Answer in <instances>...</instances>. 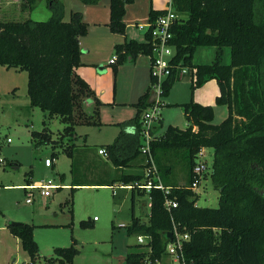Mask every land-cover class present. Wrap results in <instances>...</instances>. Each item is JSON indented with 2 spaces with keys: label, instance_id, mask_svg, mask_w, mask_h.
<instances>
[{
  "label": "trees",
  "instance_id": "1",
  "mask_svg": "<svg viewBox=\"0 0 264 264\" xmlns=\"http://www.w3.org/2000/svg\"><path fill=\"white\" fill-rule=\"evenodd\" d=\"M85 4L99 0H79ZM132 0H109V22L112 31L124 33L123 15L126 3ZM264 3V0H262ZM35 0H20V8L28 11ZM54 10L49 19L31 17L0 18V64L27 71V93L30 103L58 115L65 123L58 138L45 130H32L40 141L63 144V139L75 136L76 124L99 125V100L94 99L88 110L85 101L92 91L76 71L81 63L79 38L87 30L80 10L63 19L60 0H47ZM173 8L186 16L171 26L170 42L175 47L173 61L191 66L192 87L214 78L219 86L215 102L227 107L226 116L219 122L211 121L213 107L194 100L182 103L187 125L181 128L168 124L163 134L150 143L159 176L170 187L168 196L177 204L167 209L161 188L149 190L132 187L147 193L150 199L148 223L133 212L127 225L129 233L147 236V241L136 244L125 256L126 264L148 261L157 263L167 254V242L174 238V227L188 233L182 240V256L178 262L163 264H264V13L256 16L255 0H172ZM164 11L150 8L149 21ZM17 12V10H16ZM230 47L231 60L221 63L219 50L210 63L193 64L192 54L198 45ZM150 32L143 40L129 38L116 43L119 60L127 54H151ZM177 74L173 69L163 81V92ZM152 77V76H151ZM146 90L136 102V115L122 123L134 126L137 151L140 144L141 112L151 103ZM124 125V124H123ZM124 131H119L112 142L105 144L108 157L116 165L127 163L134 154L124 156L115 151ZM75 142L62 146V151L73 156ZM211 147L213 158L210 178L219 189L218 206L196 204L197 193L191 187L192 168L197 151ZM58 152L54 149L52 157ZM172 157L182 159L185 183L179 184L169 176ZM145 166V164H144ZM31 169L26 173L29 174ZM144 178L141 173H122L124 184ZM73 189V186H71ZM66 202H71L66 199ZM71 211L72 208L70 207ZM81 225H92L86 219ZM10 231L21 240L33 264L41 255L33 238V224L7 223ZM171 231V237L167 232ZM75 239L69 245L55 246L54 255L44 257L41 264H72L77 253Z\"/></svg>",
  "mask_w": 264,
  "mask_h": 264
},
{
  "label": "rangeland",
  "instance_id": "2",
  "mask_svg": "<svg viewBox=\"0 0 264 264\" xmlns=\"http://www.w3.org/2000/svg\"><path fill=\"white\" fill-rule=\"evenodd\" d=\"M60 2L63 7V19H69L72 11L80 10L83 20L87 23V30L81 36L86 38L90 46L96 39V51L103 48L104 40L109 39L108 29L100 28L96 34L92 33L89 31V23L83 17L81 1ZM101 2L103 0L98 3ZM53 13L54 10L47 0H38L32 10L18 9L17 12H9L3 16L7 19L31 17L44 20L52 17ZM255 13L256 16L264 13L262 0H255ZM134 28L138 29L137 26ZM112 32V36L116 37V34L120 33ZM138 38L144 39V35L140 34ZM217 50L221 63H229L231 54L228 45L218 49L217 46L208 44L195 47L192 54L193 64L212 62ZM106 53L108 52L105 51L104 54ZM113 53L116 54V51L112 44L109 56ZM89 55H92L91 51ZM98 63L96 67L88 69L86 77L89 80L86 82L92 91L89 98L92 102L94 99L99 100L100 124H76L74 138L68 140L65 137L62 145H53L52 141L44 142L32 136V130L40 131L45 127L52 138L56 139L65 123L58 115H49L47 110L30 103L26 70L0 64V155L7 160V164L0 171V264H22L24 261H31L29 254L22 247L20 238L7 226L12 220L33 224V238L42 255L35 264H41L44 256L54 255L55 246L69 245L73 238L78 251L71 260L72 264H126L127 252L136 244L143 245L147 241L145 236L142 242L138 241V232L129 233L127 230L132 212L131 189L113 185H73V189L70 188L72 179L107 181L115 178L114 182L120 181V173L115 168L117 165L109 157L103 159L98 156L94 151L98 145L91 141H103L101 139L113 131L111 126H120L123 120L133 118L139 97L146 90L152 92L156 86L154 78L151 77L150 64L149 68L145 67V64L129 67L124 64V59L117 58L115 63H107L106 71L100 73L97 68L101 62ZM185 69L181 75L176 74L167 93L161 94V99L166 105L160 107L161 121L157 130L159 135L163 134L168 124L179 127L187 125L188 120L184 117L182 103L190 100L210 104L213 107V123H219L227 114L226 105L214 101L215 81H205L192 87L191 66L185 65ZM97 82L98 85H105L106 91L103 94L96 89ZM90 109L91 107L88 108ZM104 123L107 125L99 129L98 126ZM139 136L141 139V134ZM7 137H10L9 141ZM72 141L85 146L78 150L73 158L61 150L62 146ZM53 149L58 153L52 157ZM204 154L206 170L201 182L194 189L197 193L196 204L215 207L219 204V189L213 185L210 178L213 149L205 147ZM46 156L52 157L51 166L44 165ZM171 160L173 168L169 173L170 178L180 184L185 183L182 159L172 157ZM29 169H33L32 174L26 173ZM32 176L40 180L52 178L59 186L52 188L48 196L41 195L39 190L34 188L32 200L27 202V190L23 185L33 181L30 178ZM64 183L69 185L65 186ZM70 198L71 202L65 203V200ZM148 200L147 193L140 194L135 191L134 213L146 223L148 217L143 211L142 202L147 204ZM94 216L96 219H93ZM81 219L91 221L92 225H81ZM166 262L176 263L177 260L173 254L167 253L157 263ZM140 264L150 263L144 261Z\"/></svg>",
  "mask_w": 264,
  "mask_h": 264
},
{
  "label": "crops",
  "instance_id": "3",
  "mask_svg": "<svg viewBox=\"0 0 264 264\" xmlns=\"http://www.w3.org/2000/svg\"><path fill=\"white\" fill-rule=\"evenodd\" d=\"M37 1L38 0H35L32 8L30 10L34 9ZM167 2H168V0H133L129 3H126L125 13L123 15V21L126 25L125 32L124 33H117L116 34L117 37L112 36L113 34H111V33H113V32L109 29V26H108V22H109V0H103V2H101V3H94V4L82 3L80 8L83 12L84 19L89 23V27H90L89 31L96 34L98 29L104 28V29H108V33L109 32L110 33L107 34L109 39L107 41L104 40V47L99 48L98 51H96V49H95V47L97 46L96 39H94L92 41L93 43L90 46L88 44V41L86 40V38L80 36L79 44L81 47V53H80L81 63L76 67L77 73L82 78H84L85 80H89L86 77L88 69H91V67L94 68V66L96 67L97 64H99L98 62H101V64L97 68L98 71L100 73L106 71L107 63H115L117 60V58H116L115 61H113V62L110 61L111 56L114 54L113 53L112 55L109 56V53L111 52L112 44L114 47V45L116 43L124 41L125 38H127V37L140 39V38H138V36L140 34H143L145 37V29L140 28L139 26H140V24L147 26V23L149 22V10H150V8L162 10L166 7ZM19 3H20V0H0V18L3 16L2 14L6 13V12H8V13L9 12H15L16 10H18L20 8ZM134 26H137V28L140 31H142L143 33L139 32L138 29H135ZM140 40H143V38ZM90 51L92 54L91 56L89 55ZM105 51L108 53L104 54ZM97 55H99V56L97 57ZM124 64L126 66H129V67L135 66L137 64L138 65L145 64V67L149 68L150 58H149L148 54H144V53H139L134 58L130 54H127L124 58ZM190 71L192 72L191 69H190ZM191 77H192V74H191ZM99 78H100V76H99ZM209 80L215 81V83H216V92H215L216 94L214 96V101H215V97L219 93V86L217 84V81L214 78L208 79L207 81H209ZM104 86L105 85H102V84L98 85V82H97L96 89H98V91L103 94L106 91V87H104ZM152 97H153V94H152V92H150L148 94L147 100L150 102ZM85 102H86L85 105H86L87 109L92 106L93 102L90 98H88ZM164 105H166V102L164 103ZM183 113H184V111H183ZM184 117H185V115H184ZM126 120H128V119H125L122 122H125ZM160 121H161V116H159V118L155 121V124H154V133L156 136L159 135L157 133V130L160 128ZM106 125L107 124L104 123L103 125L98 126V128L102 129V127H105ZM109 126H111V125H109ZM111 127H113V131L109 134H106V136L103 139H101L103 141H101L99 143H96V141H91L93 144L98 145L96 150H94L95 153H97V155L102 157L103 159L108 158V154L99 153L98 148L99 147L104 148L105 144L112 142L113 139L115 138V136L118 134V132L122 130V131H124V133H126V135L122 136L121 141L115 147V151L119 154L124 155V156H129L132 154H134V155L127 163L122 164V165H117L115 168L118 169V173H120V175L122 173H141V172H143L145 156L141 151H139V150L137 151V143H135V138H134V136L130 135V134H133L135 131L133 124H131V123H120V126L115 125V126H111ZM184 127H181V128H184ZM84 133H86V132H84ZM80 134H82V133H80ZM85 137L87 139L86 135H84V138ZM82 148H85V146L83 147V144H78L77 142H75L73 156H71V158L75 157V154L77 153V151L82 149ZM86 148L89 149L88 146H86ZM52 163H53V160H52ZM52 163H51V165H52ZM45 166H48V165H45ZM72 170H73V168H72ZM32 171H33V169H31V172ZM31 172L29 174H32ZM30 178L33 181L40 180L38 178H34L33 176ZM119 178H120V176H119ZM114 180H115V178L107 179V181H84V180L72 179V181L70 183L72 184V186L73 185H101V186L113 185V186H118V187H122V188H129V189H131V193H132V187L126 186V184H124L121 179H119L120 181L118 183L114 182ZM177 183H179V182H177ZM64 185L68 186L69 183H64ZM135 191L140 193V190H138V189H134V193H135ZM140 194H143V193H140ZM134 196H135V194H134ZM142 205H143V211H144V213H146V215L148 217L150 199L148 200L147 204L143 201ZM131 211L134 213V205L131 206ZM138 217L140 219H142L140 216H138ZM41 257H42V255H41Z\"/></svg>",
  "mask_w": 264,
  "mask_h": 264
},
{
  "label": "built area",
  "instance_id": "4",
  "mask_svg": "<svg viewBox=\"0 0 264 264\" xmlns=\"http://www.w3.org/2000/svg\"><path fill=\"white\" fill-rule=\"evenodd\" d=\"M186 15L178 12L173 8L172 0H168L164 11L159 14L153 21H149L147 26L140 24V28H144L145 32H150V40L152 43V53L148 54L150 58L151 75L154 78L156 84L155 89L152 91L153 97L151 103L141 112L139 134H141L139 149L144 154V178L142 180H136L133 183H128V187H139L149 190L151 187L161 188L165 194L164 204L167 209L177 204L176 199L168 196L170 191L169 186H165L159 176L157 166L151 151L150 143L156 137L154 133L155 121L159 118L160 107L164 105V100L161 99L163 93V77L169 76L173 69L177 70L180 75L185 71V65H180L173 61V55L175 53V47L170 42L172 37L171 26L183 19ZM117 58L116 54H113L110 61L113 62ZM10 137H7V141ZM99 153L107 154V151L103 147L98 148ZM205 147H201L195 157V164L192 168L193 179L191 182L192 189H195L203 178V172L206 170L205 163ZM52 163V157L46 156L44 158V164L50 166ZM7 164V160L4 156L0 155V171ZM24 188L27 190L26 201L32 200L33 189L39 190V193L44 196L51 194L52 188H57L58 183L54 182L52 178L46 180L29 181ZM94 219L96 216L93 217ZM174 227V238L169 240L166 245L168 253L173 254L175 259L179 260L182 256V240L188 238V233H179ZM146 235L138 234V241L142 242L143 237ZM22 264H33L31 261H24Z\"/></svg>",
  "mask_w": 264,
  "mask_h": 264
},
{
  "label": "water",
  "instance_id": "5",
  "mask_svg": "<svg viewBox=\"0 0 264 264\" xmlns=\"http://www.w3.org/2000/svg\"><path fill=\"white\" fill-rule=\"evenodd\" d=\"M20 222L21 221H16V220L10 221V223H12V224H16V223H20ZM167 234H168L169 237H171V231H168Z\"/></svg>",
  "mask_w": 264,
  "mask_h": 264
}]
</instances>
